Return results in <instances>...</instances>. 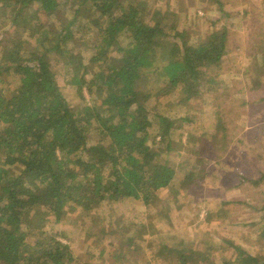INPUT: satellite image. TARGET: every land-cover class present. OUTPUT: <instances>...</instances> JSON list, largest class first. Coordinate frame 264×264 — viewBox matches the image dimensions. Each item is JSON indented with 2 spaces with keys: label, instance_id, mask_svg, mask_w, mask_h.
<instances>
[{
  "label": "trees",
  "instance_id": "16d2710c",
  "mask_svg": "<svg viewBox=\"0 0 264 264\" xmlns=\"http://www.w3.org/2000/svg\"><path fill=\"white\" fill-rule=\"evenodd\" d=\"M7 23L0 34V264H95L79 260L59 237H69L63 227L71 221L69 207L90 209L101 202L117 207L128 199L151 206L174 180L183 185L205 180L207 161L197 150L189 149L192 157L175 166L151 143L160 137L171 150V136L181 126L153 106L164 96L157 94L161 87L152 76L162 75L182 100L201 98L204 88L222 82L227 29L193 43L170 5L160 8L148 0H0V28ZM14 24L28 41L15 43L5 35ZM76 31L92 33L93 42L89 34L78 46ZM59 63L71 87L60 85ZM248 69L255 80L257 69ZM180 120L192 122L190 115ZM218 122L207 143L219 164L225 136L220 132L227 126ZM262 180L264 173L253 182ZM114 210L108 222L92 227L95 245L124 217L114 220ZM194 242L173 245L150 237L144 249L119 239L118 248L103 245L99 254L112 247L109 264H217L215 252ZM229 243L236 252L221 264H264V250Z\"/></svg>",
  "mask_w": 264,
  "mask_h": 264
},
{
  "label": "rangeland",
  "instance_id": "374dc122",
  "mask_svg": "<svg viewBox=\"0 0 264 264\" xmlns=\"http://www.w3.org/2000/svg\"><path fill=\"white\" fill-rule=\"evenodd\" d=\"M148 1L160 8L170 5L182 26L189 31L193 43L206 38L215 29L225 28L228 32L229 49L220 74L222 82L207 86L212 89L204 88L201 98L182 100L178 93L173 94V86L162 75L152 76L161 87L157 94L164 96V102H155L153 106L160 114L177 119L181 126L171 136V150H166L165 143L157 140L160 139L158 135L159 138H154L151 143L175 166L179 161L192 157L193 151L190 153L189 149L193 148L194 154L197 150L199 157L201 155L207 161L205 180L187 185L179 179L174 180L159 192V199L151 206L140 200L128 199L123 206L117 207L108 202H101L90 209L78 205L69 207L71 221L63 226L69 231V237H59L69 243L75 257L87 261L92 259L95 264H109L113 248L110 247L109 254L104 256L99 254L100 249L119 239L130 248L139 242L144 249L150 237L170 241L173 245L180 240L194 239L197 247L215 252L217 264H221L224 258L234 257L236 251L229 241L254 252L264 250V180L259 185L253 182L264 173V0H222L221 5L210 0H174L168 5L167 0ZM173 16L167 15L170 19ZM59 17L67 19L65 14H58ZM7 25L0 28V34ZM89 34L92 35L76 31L77 45H81L82 36L87 38ZM5 35H10L15 43L29 40L15 24ZM90 41L93 42V35ZM80 49L84 51L83 46ZM90 53L86 50V60ZM248 65L257 69L254 71L255 80L250 78L252 74ZM94 66L89 65L91 69ZM59 68L62 69L58 76L60 85L71 87L70 74L67 76L65 71L62 72L60 63ZM8 81L10 89L16 86V78ZM84 92L86 99H90L89 92L86 89ZM167 93L172 95H164ZM216 100L220 101V106ZM188 115L192 122L180 120ZM219 119H223L227 130L226 134L224 130L220 132L225 136L221 138L223 162L218 164L212 158L214 149L207 139L212 140ZM153 123L158 126L156 117H153ZM111 208L118 210H114V220L120 214L124 217L116 220L114 233H106L95 245L91 242L92 227L98 229L108 222ZM144 229L146 232L141 234ZM46 230H51V225ZM113 245L118 248L116 243ZM101 257H106L107 261H102Z\"/></svg>",
  "mask_w": 264,
  "mask_h": 264
}]
</instances>
